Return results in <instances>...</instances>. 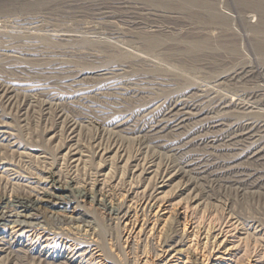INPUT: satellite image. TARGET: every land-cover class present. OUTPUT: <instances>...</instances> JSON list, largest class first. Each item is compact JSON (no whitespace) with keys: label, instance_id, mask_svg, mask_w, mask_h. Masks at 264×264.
Instances as JSON below:
<instances>
[{"label":"rangeland","instance_id":"rangeland-1","mask_svg":"<svg viewBox=\"0 0 264 264\" xmlns=\"http://www.w3.org/2000/svg\"><path fill=\"white\" fill-rule=\"evenodd\" d=\"M196 1L192 4L191 0H0V83L16 87L47 83L52 94L57 96V100L52 101L55 104L53 108L47 111L39 102L29 103L19 98L8 106L0 98V125L12 128L15 135L13 141L27 152H34L33 156L44 152L51 158L49 162L54 167L61 168L59 173L64 178L68 173L61 167L63 162L60 156L66 152L62 150L66 134L55 128H64L62 119H59L61 115L66 120L77 122L78 128H82L78 142L84 154L91 156V159H86V165L74 173L76 181L82 184L95 177V166L101 164L99 158L95 157L94 145H91L99 134L96 128H108L109 122L120 117L142 127L151 114L160 111L177 97L184 94L189 96L188 92L209 86V89L214 88V91L226 94L228 98L242 96L253 99L256 113L232 111L224 116V122L230 125L251 119L262 127L259 142L264 145L262 17L240 6V0ZM248 26H252V29ZM55 35H66L68 38L57 39ZM150 39L160 43L154 52L145 48ZM149 60L153 63L148 68ZM115 67L120 71L115 72L113 78L128 86V91L119 98H115L112 91L101 90L106 83L103 74ZM241 72V76H247L237 82H217ZM76 86L86 89V101L75 97ZM131 90L136 91L135 95L127 93ZM212 106L210 102L204 103L203 115L188 123L185 130L190 134L189 138L205 134L211 120L209 118L214 116ZM54 129L55 138L50 139ZM101 139L102 145L107 146L108 136ZM118 143L120 147L123 145V162H117L114 152L102 162L107 165L103 173L109 172V169L111 171L110 177L105 179L113 187L111 204L106 202L105 207H101L90 199H80L63 210L43 202L39 204V213L47 225L53 223L55 218L78 214L92 216L95 220L92 224L95 240L105 250V256L117 264H133L139 258L152 256V247L140 235L133 237V244L125 241L123 226L116 225L112 209L121 202L129 205L126 194L129 190L135 192L133 186H142L141 190L146 188L151 192L155 184L153 177H137L139 172L135 170L154 160L156 164L165 161L159 160L157 149H147L146 145L137 142ZM227 155L214 151L212 159L220 161ZM35 161L31 158L29 166L21 162L17 164L21 176L31 177L29 183L45 176L41 172L43 164ZM261 171H264V166ZM176 182L179 181L176 179L171 186L162 189L163 195L173 202L181 201L183 206L187 204L194 208L189 211L187 222H197L202 231L216 224H224L228 219L264 229L263 195H244L234 189L203 183L196 192L199 194L197 198L201 199L192 203L189 200L186 202V194L178 192ZM56 195L62 200H72L67 193ZM3 196L0 211L6 212L13 196ZM137 196H133V202ZM199 202L202 204L197 206ZM131 206V210L136 211L133 209L136 204ZM162 209L157 211L156 219L162 221L169 216V219L163 220L169 225L176 208L168 214L167 210ZM138 216L142 220L141 212H138ZM85 219L90 221L87 216ZM21 220L23 218L20 216L8 213L7 223ZM181 222L175 226L178 235L185 238L191 230L187 231L186 226L182 230ZM78 226L80 233L89 234L83 223L69 227L77 231ZM156 236L164 239L165 230ZM201 239L199 242L197 239L199 244L194 252L182 243L174 248L173 253L183 258L185 264H204L200 257L206 255L208 249L202 245L205 241ZM150 260L152 264L158 263L155 258ZM246 262L245 259L238 261L241 264Z\"/></svg>","mask_w":264,"mask_h":264},{"label":"bare ground","instance_id":"bare-ground-1","mask_svg":"<svg viewBox=\"0 0 264 264\" xmlns=\"http://www.w3.org/2000/svg\"><path fill=\"white\" fill-rule=\"evenodd\" d=\"M191 3L195 4L197 1L191 0ZM239 5L259 14L264 25V0H240ZM248 27L252 29V26ZM55 36L57 39L68 38L66 35ZM159 46V41L154 39L148 40L145 44L146 50L153 52ZM152 63L153 61L147 64V67L149 68ZM108 71L103 74L106 83L101 90L112 91L114 97L119 98L128 91L126 89L128 86L113 78L115 72L120 71L119 68L115 67ZM241 74L242 72L236 73L217 82L222 80L223 83L237 82L247 76ZM132 90L127 93L135 95L136 91L132 92ZM188 93L189 96L181 95L160 111L151 114L142 127L130 119L120 117L109 122L108 128H96L99 134L91 145H94L97 154L95 157L99 158L101 164L95 166V177L82 184L76 181L74 173L79 168H83L88 162L86 159H91V156L84 154L85 151L78 142L82 128H78L77 122L66 120L61 115L59 119H62L64 128H55L56 131L66 134L62 149L66 152L60 156L63 162L61 167H64L69 174L64 178L59 173L61 168L54 167L49 162L51 158L44 152L33 156L34 152H27L13 141L15 135L12 134V128L0 125V208L4 201L3 194L13 196L11 205L8 204L7 207L9 211H0V264H117L105 256V250L96 242L95 229L92 228L95 220L92 216L78 214L68 218H55L53 223L47 225L44 217L39 213L41 209L39 204L46 202L54 208L63 210H67L72 202L78 203L80 199H90L101 207H105L106 202L111 204L113 187L110 185L111 182L108 183L109 180H105L110 177L111 171L109 169V172L103 173L107 165L102 162H105L107 156L113 152L117 162H123V145L120 147L118 142H137L146 145L147 149H157L159 160L165 161L159 165L154 160L150 164L143 165L142 169L135 170L136 173L139 172L137 177L142 175L153 177L155 184L151 192L146 191V188L141 190L142 186H133L135 192L129 190L126 194V198H129L126 203L129 205L126 206L125 202H121L112 209L111 214L116 217V225L123 226L125 241L133 244V237L140 235L152 247L150 254L152 256L139 258L133 264H152L151 258L157 260L156 264H185L183 258L173 253L174 248L183 243L194 252L202 234L204 236L201 241H205L202 245H206L208 249L207 254L200 257L204 264H241L238 261L244 259L247 261L246 264H264V229L252 224L241 225L235 219H228L224 224H216L202 231L201 225L198 227L197 222V224L187 222L188 213L194 208L188 207L187 204L183 206L181 201L173 202L163 195L162 189L171 186V183L177 179L179 182H176L178 184L175 188L179 190L178 192L186 194V202L189 200L195 203L201 199L197 198L199 194L196 192L203 183L234 189L244 195L264 196V171H261V167L264 166V145L259 142L262 127L251 119L230 125L224 122V116L232 111L256 113L255 103L251 101L253 99L242 96L228 98L226 94L214 91V88L209 89V86L196 88L193 93ZM86 94V89L76 86L75 97L86 101L88 98ZM0 98L8 106L19 98L29 103L39 102L45 111L53 108L55 104L52 101L57 100V96L52 94L47 83L20 87L0 83ZM209 102L213 105L211 109L214 111V116L209 118L211 120L205 128V134L201 137L189 138L190 134L185 130L188 128V123L203 115L202 106ZM55 129L51 131L54 134L50 139L55 138ZM105 135L108 136L107 146L102 145L101 142V138ZM214 151L227 153V158L220 161L213 160ZM31 158L43 164L41 172L45 175L36 179L34 183H29L30 176L23 177L19 174L17 165L21 162L29 166ZM171 159H174L173 163ZM57 193H67L72 200H62L56 195ZM132 195L134 197L139 195L134 202ZM44 199L52 200L44 201ZM55 199L62 202H56ZM130 204H136V208H133L136 211L131 210ZM201 204L199 202L197 206ZM160 208H163V211L167 210L166 214L176 208L174 218L169 225L165 223L169 216L163 218L162 221L165 220L163 222L156 219L155 215ZM138 212H141L142 220H139ZM8 213L20 216L23 220L7 223ZM85 216L90 221H86ZM179 221L184 223L183 225L181 222L182 230L185 226L187 231L191 230L189 233L186 231L185 238L177 233L175 225ZM82 223L84 228L88 229V235L80 233L79 226L77 231L69 227ZM163 229L166 236L161 239L156 234ZM208 232L210 236L207 235Z\"/></svg>","mask_w":264,"mask_h":264}]
</instances>
